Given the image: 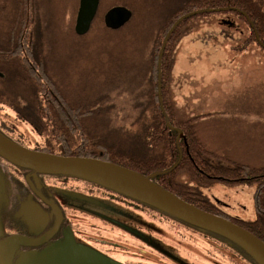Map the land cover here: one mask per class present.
Listing matches in <instances>:
<instances>
[{"label": "rangeland", "instance_id": "374dc122", "mask_svg": "<svg viewBox=\"0 0 264 264\" xmlns=\"http://www.w3.org/2000/svg\"><path fill=\"white\" fill-rule=\"evenodd\" d=\"M34 1L37 10H33L32 26L41 46L43 69L66 100L78 101L85 107L86 115L91 117L86 120L88 135L109 137V142L121 153L143 155L142 133L151 120L153 104L150 77L155 31L182 0H100L91 28L101 10L110 6H125L132 11V17L119 29L109 32L92 29L84 35L72 31L79 0ZM9 12L8 0H0L1 33L12 23L15 11ZM225 15L216 11L193 22L178 42L172 70L173 101L182 117L207 113L200 117L197 129L208 147L261 166L264 165V48L253 44L244 51L237 50L245 38L240 34V26L245 30L246 27L240 22L228 25L223 21L232 17ZM5 39L0 36V45L7 46ZM3 61L0 60V122L16 137L23 136L32 127L28 114L32 100H37L36 84L28 76V70L21 69V64ZM124 161L129 167V159ZM178 177L191 183L186 173ZM209 188L216 198L237 206L232 213L245 220L256 218L254 185L215 181ZM129 215L139 216L134 209L129 210ZM169 227L184 229L181 223Z\"/></svg>", "mask_w": 264, "mask_h": 264}, {"label": "flooded vegetation", "instance_id": "af4514ba", "mask_svg": "<svg viewBox=\"0 0 264 264\" xmlns=\"http://www.w3.org/2000/svg\"><path fill=\"white\" fill-rule=\"evenodd\" d=\"M254 2L258 8H264V0ZM228 9L223 14L232 19L223 22L244 25L246 30L240 26V34L245 39L253 31L256 34L258 24L249 21L245 11ZM12 62L34 66L37 61L28 53L27 57L22 54ZM41 85L45 98L32 100L28 114V123L32 126L30 135L16 137L15 132L5 130L1 122L0 132L32 150L66 156L74 152L71 147L88 148L93 155L90 157L115 162L111 160L112 155L119 151L109 142V137L88 135L86 120L91 117L86 115L85 107L64 97L50 99L47 96L52 97L51 86ZM18 115L23 116L20 112ZM97 119L94 120L97 122ZM5 120L2 121L7 123ZM146 153L144 150L143 155ZM208 188L201 190L209 202L230 219H242L231 212L237 206L216 198ZM132 209L139 216L129 215ZM0 218V264H26L28 256L67 243L76 252L79 264H259L244 248L215 232L186 223L85 178L37 172L12 163L2 155ZM168 222H172L170 225L181 223L184 229L169 227ZM11 238L15 242L10 245Z\"/></svg>", "mask_w": 264, "mask_h": 264}, {"label": "trees", "instance_id": "16d2710c", "mask_svg": "<svg viewBox=\"0 0 264 264\" xmlns=\"http://www.w3.org/2000/svg\"><path fill=\"white\" fill-rule=\"evenodd\" d=\"M8 5L9 14H12L13 11L15 14L12 16L9 29L0 32V36L6 37L4 41L7 45H0V60L10 64L12 59L19 58L22 54L27 57V54L30 53L37 62L34 66L25 63L21 69L23 71L27 69L28 76L37 84V100L45 98L42 96L44 94L41 93L44 91L41 84L47 85L48 88L51 86L52 97L47 96L50 99H64L59 86L42 66L41 46L35 38L36 28L33 30L32 26L33 10H37L36 1L8 0ZM228 7L245 11L248 20L256 21L258 24L256 34L253 31L249 38H244L237 50L244 51L256 43L264 48V8L255 6L254 0H182L178 7L169 12L167 18L155 31L156 35L151 51L150 79L152 89L150 93L153 102L150 110L151 120L142 133L144 150L145 152L149 151V153L141 156L129 153V156H126L124 153L117 152L115 156L112 155L111 160L122 164L124 159H129V168L131 165L135 166L132 169L141 172L143 175L160 172L153 178L156 183L183 200L228 219L230 218L223 211L207 200L201 188H207L213 185L215 181H222L230 185L236 183L254 185L253 201L256 218L250 221L230 220L242 225L264 240V165L245 163L238 160L237 156L220 154L218 153L219 149L208 147L200 138L197 129L199 128L200 117L207 115V113L182 117V112L173 101L171 89L176 47L184 37L187 28L193 22L216 13V11L206 12L208 9L227 8L226 10H229ZM107 9L101 10V16L98 17V20L96 19L97 21L91 30L102 28L108 32L112 31L105 26L102 19ZM225 11L220 10L222 12L220 14L228 12ZM180 18L182 20L177 23ZM72 26V31L75 33L74 25ZM168 34L169 37L163 50L161 62H159L160 51ZM11 64L14 65L15 63L12 62ZM159 91L161 92L159 93ZM160 95L162 103L160 102ZM70 149H73L74 152L68 155L93 156L88 148L71 147ZM177 162V167L173 168ZM185 173L190 176L191 183L179 180L178 176Z\"/></svg>", "mask_w": 264, "mask_h": 264}, {"label": "water", "instance_id": "95a60500", "mask_svg": "<svg viewBox=\"0 0 264 264\" xmlns=\"http://www.w3.org/2000/svg\"><path fill=\"white\" fill-rule=\"evenodd\" d=\"M99 3L100 0H79L75 23V32L78 35H84L90 30L97 14ZM223 9L226 8L211 9L210 11ZM131 17L132 11L129 8L116 5L106 11L104 23L106 27L115 30L125 25ZM181 20L182 18L177 23ZM168 37L169 34L163 42L159 62H161ZM160 102L162 103L161 95ZM0 155L12 163L37 172L71 174L101 184L186 223L222 235L244 248L259 264H264V240L246 228L222 216L205 211L159 185L153 178L160 172L143 175L141 172L129 167L98 158L65 156L32 150L19 145L1 132ZM177 165L178 162L173 168H176ZM1 231L2 223L0 218V233ZM8 242L11 245L15 240L11 238ZM25 263L79 264L76 252L69 243L62 247L53 246L36 256H28ZM99 264L117 263L102 262Z\"/></svg>", "mask_w": 264, "mask_h": 264}]
</instances>
